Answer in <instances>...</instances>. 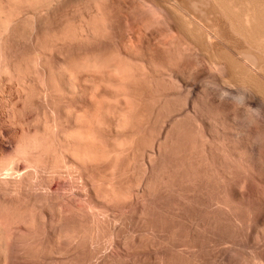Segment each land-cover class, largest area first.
<instances>
[{
    "label": "bare ground",
    "instance_id": "1",
    "mask_svg": "<svg viewBox=\"0 0 264 264\" xmlns=\"http://www.w3.org/2000/svg\"><path fill=\"white\" fill-rule=\"evenodd\" d=\"M115 1H111V0H0V42L2 40H4L3 39L4 36H5V38H7L6 34L9 31H12V29H13L12 32H14V28L17 25H19L18 26V28H19L20 24H24V26L25 25L28 26L30 23L31 25L32 24L34 25V26L32 25L33 26L32 28H34L35 25L39 24L40 21L42 22L43 19L48 18V17L51 18L52 16H55V14L57 16L58 12L62 11L63 14H62V12L60 14L64 15V13H65V15L62 16L59 20H57L59 22L57 23V21H56L57 24L55 23V25L57 26L61 20L62 23H60V25L61 24L65 25V23H66L67 27L66 26L64 27L61 25L62 27H57L56 29H55L56 26H53L54 28L53 27L52 28L54 29V31L51 29L52 30L51 33L53 32L52 34L55 35V37L54 36H52V37L55 38L54 40H55L57 45H59L61 43H62L61 45H65V43H66V46L68 44H71V47H72V44H74V43L79 44L81 42L82 43L88 42L89 44L91 42H97V43L101 42V45H103V42H113L114 41L115 43H117L118 47L115 48L116 51L114 49L116 59L118 58L117 54L119 53L118 54L119 58L120 57L122 58L121 62H123V60H124L127 63L129 62L130 63L129 65H127V63L125 64V62H123V65H122L118 59L120 66H118V67L114 66L115 68L110 67L109 64H112V63L115 64V62H117V60L112 61L115 58V55L113 54L114 51L112 50L110 52H107L108 48L104 49V51L107 50L104 52L105 54L103 53V51L99 52V53L94 52L96 54L95 55L93 54L94 56H96L93 58H94L95 62L97 63L96 64L95 62H93V63H95L93 65L98 66V67L96 66L98 68V70L95 66L94 67L96 68L97 71L95 69L94 70L96 73L97 72L99 73V75L96 74V77H97L96 81H95L96 85L93 86V87H95V90H94L95 91V93H94L95 97L94 98L96 99V102H97V103L96 102L95 103L98 106V108L96 107L97 111H96V109H95V111L98 113H96V117H94L96 119H93L94 122L92 120H89V121H92L93 123H95V125L92 122H90L91 124H89V121L87 120L88 118L84 119L82 117L83 120L88 121V124L90 125V127H89V125L86 127L91 129V130L94 126H100L101 127L103 124H105V123H103L104 121L105 122L106 121L111 122V124L109 123L111 128H112V126L115 125V124H113L114 119H113V121H111L112 120L111 118H110L111 120H107L110 117V115L107 113V111H109V110H104L105 107H107L106 105H108L109 101H110V100H108V102H107V97H108L107 96L108 95V89L107 88H110L109 86L114 87L115 84L120 83L121 90H123V89L125 90L123 92H125V95L127 96L126 98L128 99V100L125 99V101H128V102H126V104L129 103V105L131 104V106L134 107V108H129L130 112L133 110L135 112L134 114L132 113L133 115H131L132 121H134V125L137 124L136 123L137 118H136L135 114L138 113V110H136L137 111L136 112L135 108L136 109L141 108L140 111L142 110L143 114L145 111L146 116H144V115L140 116L139 115L140 118H138V119H141V117H142V120H144V122H146V123H143V122L142 123L145 124V126L147 124L148 126L151 125V127H152V125L159 123L158 121H161L160 119H162L161 113L163 111V107H164V105L167 106L166 104L168 103L170 98L173 97L174 95H177V93L181 92L180 90L183 91L184 85H187V87H188V84L190 83V81H192V80L195 81V79L197 77H199V75H200V69L202 68L203 64L207 63V64H209V67L212 70V73L213 74H215V73L222 74L223 75L222 77L225 78L223 80H226L225 82L228 83V86H229L228 88H226V86H227V84H226L225 89H223L222 88L223 86H222L221 90H223V91H220V90L218 91V92H221L222 97L219 95L220 98L219 99L216 98L215 96H217L218 93L215 92L216 90L215 91L213 90L215 88L214 85L215 84H216V86H221V85H217V83H216L217 81L213 77L214 80L211 79V81L208 82L210 84L212 83L214 86L212 88V85H209V87L212 88L211 94H209L210 92L208 93V91L205 92V95L209 94L211 96V97L209 96L208 98L211 100L210 102L213 101L217 110L222 112V114L224 113L226 118H228L227 119L228 121L226 122V123H228V126H226V127L224 126L223 128L221 127V129H223V133H224V136H223L224 145H223V147L221 146L222 147L221 151L219 150V148L217 149L214 147V144L212 143L214 136H213L212 131L210 129V123L202 115V113L199 109L200 108L199 104H201L203 101V97H200V95L202 93L194 95L193 93H195V92H193L191 90V89H193V87L189 86L192 88H189L187 90H191V92L189 91L187 93V91H186L185 96L187 99L184 98V99H186V102L184 103L182 101V103H181V104L184 103L185 105H187L188 108L185 106V108H187L185 110V112L184 113L180 112L183 109H185V108H182V110L179 111L180 114H177L174 117L173 116L171 117V115H170V118L168 119V121H164V123L166 125H162V128H161L162 129L161 131H164L163 129H165V136L163 134L161 139H159L160 138L159 136H158L159 138L156 136L158 139L154 138V136H150V137L154 138L153 140L151 139L154 142H151V143H153L152 145L150 144V146H151L150 151H147V150L144 151V152H147L145 154L146 156L145 157L143 156L144 158H146L145 159L146 161L144 160L145 161L144 163L146 164L145 165V167H146L145 171H146L147 177H145L143 180L141 179L142 183H143L141 185H143V187H142V192H141L142 194H140V195H143V197L141 196L143 198V200H142L143 202L141 201L142 204H140L139 207L136 206L137 210H135L136 212L138 211V213H139V217H138L139 221L133 225L135 228L132 226L133 229L135 230V231L134 230L133 231L138 232L136 234L138 236H136L135 234L132 235L133 234L132 233V234H130V236L132 238L131 239L129 236L124 237V234H123V236H121V238H120L121 241L118 240L119 239L118 237H120L122 232L125 231L123 229L126 228V223L124 222L125 219L123 220L124 217L121 213L120 214L122 216H117L116 214L112 215V212L114 211V207H112L111 204L109 206L108 205L109 203H107V206L106 205L101 206V205H97V204H92L93 203L92 202L89 205L84 204L85 206H82V205L78 206L79 204L78 205L61 204L58 207L57 206L56 207L55 206L54 207L53 206H47L46 204L45 205L36 204V205H38V206H36L34 204L31 207H29L30 208V211H29L30 214H28L29 216L27 215L26 218H20V217L15 216L16 218H19V219L15 218L14 220H9V217L7 218V216H5V218H4V215L2 216V214H0V225H2L5 230H2L1 228L0 229H1V231L6 232V235H8V236H6V238H5V235H3L4 237H2V238H4V240L7 239V241H5L6 243L4 245L5 246L4 250H6V252L4 250L0 251V264H139V263L141 264L142 262H145L144 257H146V260H147V258H149V260L151 261L149 263H153V264L159 263L160 264L164 261L165 256L167 259V254H169V253H171L172 257H174L175 259H181V261L180 260L178 261V264H182L183 262H186V261L188 262V260H190L189 258L194 259L195 257H197V253L199 251L197 248H199V245L197 246V243H194L197 240V237L202 238L203 236H200V235H203V234L205 235V233H208V236L210 234V237L214 236V234L215 235L217 234L216 228L218 227V224L219 225L224 224V226L226 225V228H227L228 225L232 224L231 223L232 219H236V218L232 217V214L230 215V213H228L229 211L227 212L226 209H223L224 205H223V207L220 205L221 202L224 203V201H221L222 199H220V203H219L218 202L219 198L217 199V197H215L216 199L215 198L212 199L210 196L211 193L209 192V190L210 191L216 190V189H214L216 187L219 190L222 189V186L224 188L225 184H227V182H228V184H230L229 183L231 181L230 179L235 178V177H232L234 174V173L232 174L233 171L225 172L226 169L224 168L225 171L222 173H218V174L215 173L216 175H211V172H209L210 173V175H209L208 172L206 173L205 171H202V172L199 171V173H197V171H196V173H194V172H191L190 170H188V167L183 168V169L181 167L182 166L186 167V164H187V166H190L189 160L192 159V162H194L193 161L194 155L196 157L200 158V162L209 163L212 165L216 162H221V164H222V162L224 161L226 163L225 158L227 156V158L229 157L227 159L228 160L227 163H228L229 167L235 171H236V167L239 164L248 165L252 169L251 175L240 178L235 184L232 183L233 184V187H232L233 192L232 193H233L234 197L238 198L241 201L242 200L244 201V199L246 198L247 195L249 197V196H252L254 194L255 189L253 190V186H254L255 175L256 176L261 175V177L264 176V140H262V138L264 137V0H134V2L132 3V6L130 5V6H128L129 8L127 7L129 9V14L131 15V12H132V14L134 15L132 17V19L133 18L135 19V23H133L134 24L133 26H129L130 24H127L128 23L127 20H129L128 16H127V19L126 18L124 19V22L126 21V24L124 26L118 25L121 22V21H119V19H122V18H120V14L122 13L124 16V14L126 12H128L127 11L128 9L125 7H122V5H121L124 2V0H121L122 3L119 2L120 4H118V5H117V3H115ZM125 2H126V0H125ZM127 4L128 3L126 2V4H124V5H127ZM115 5L117 7L119 5H121V6H119L120 9L125 8L124 10H126V11L122 12L123 9L119 11V7L116 11V8L114 7ZM116 12H118V13H116ZM118 15H119V17H118ZM54 20H55V17H54ZM27 23H28V25H27ZM68 23L72 24L69 29H68V26H69ZM122 23H120V24H122ZM76 24H77V26H76ZM74 25H75V27H74ZM24 26H22V27H24ZM25 27H24V29H25ZM161 29H163L165 32ZM32 31H33V29H32ZM159 32H161V33L164 32L163 37L162 36L159 37V35H158ZM19 33H21V31ZM22 33H23V30H22ZM161 33H160V35H162ZM24 34H22V35L24 36ZM26 34L28 35V33H26ZM48 34H50V33H48ZM52 34H50V35H52ZM48 39H49V37H48ZM134 39L137 41V44L139 43L140 52L142 53V55L144 53V55L147 54V56H148L147 65L146 66L144 65V67L142 65V68H139L140 66L137 67V65L135 67L136 62H134L135 64L133 62H130L131 59L134 58L131 54V52L133 50L131 51V49H130L132 47V43L134 44ZM36 40H38V39H36ZM43 40H44V37H43ZM54 40H52V43L55 46L56 44H55V42H53ZM44 41H46V39ZM3 44H4V41H3ZM104 44H107V43H104ZM37 45H39V43ZM48 45L50 46L49 43H48ZM154 46L161 47V48H159V51H160V49L163 48L162 49L163 51L161 50L162 53L158 54L159 51H154L152 48ZM40 47H39V49H40ZM134 47H135V44H134L133 48ZM45 48L46 47H44L42 49H45ZM111 48H114V47H111ZM117 48L119 49L118 51H117ZM56 50H58V48ZM101 50H103V49L101 48ZM69 51H71V50H69ZM156 52H157V54H156ZM38 53L36 55H38ZM51 54H53V53H51ZM79 54L80 53H78L77 55H79ZM133 55H135V54H133ZM58 56H59V54H58ZM90 56H91V58H90ZM90 56L87 55L85 57H89L90 60L93 61L92 60L93 59L92 58V52H91ZM147 56L145 57V59L147 58ZM29 58H28V60H29ZM32 59H34V58H32ZM19 60H21V59H19ZM87 60H88V58H87ZM28 62H31V59ZM28 62H24V64L28 63ZM88 62H89V60H88ZM70 63H71V61H70ZM132 63L134 64L133 66L131 65ZM87 64L89 65V63H87ZM87 64L85 63V65H87ZM90 64H91V62H90ZM31 65H33V64H31ZM36 65H38V64L36 63ZM29 66H27L26 68L24 67L25 68L24 70H27V68ZM77 66H79V65H77ZM133 67H135V69ZM32 68L30 70H32ZM79 68H81V67H79ZM92 68H93V66H92ZM36 69H37V66H36ZM89 70H87V72ZM49 71H50V69H49ZM49 71H48V73H49ZM53 71H51V72H53ZM78 71H81V70H78ZM7 72H9V71H7ZM63 72H64V70H63ZM30 73H31V71H30ZM68 73H70V72L68 71ZM71 74H75V71ZM76 75H77V73H76ZM165 76H166V78L168 77V79L170 78L171 80L174 77V79L171 81L172 82L171 84H173L172 86H169L168 84H167L168 85L167 86L165 83L161 82V81H164ZM74 77H75V75L73 76V78ZM83 79H84V77H83ZM51 80H52V78H51ZM60 80H62V79H60ZM146 80H148V81H146ZM154 80L156 81L157 84L154 82ZM197 80L198 79H196V81ZM43 81L44 80H42V82ZM75 82H76V80H75ZM159 82H161V84H163V85L162 86L158 85ZM43 83H45V81ZM154 83L156 85L155 87H153ZM193 84H195V83H193ZM196 84H197V82H196ZM200 84H203V83H200ZM205 86L208 87V84ZM113 87H111V88H113ZM115 87H117V86L115 85ZM234 87L235 88L238 87V88L235 89V91L231 90V88H234ZM105 88L107 89V91L105 90ZM118 88H119V86H118ZM201 88H203V86ZM218 89H220V88L217 87V90ZM113 90H115V89H113ZM173 90H178V92H173ZM200 90H202V92H204L203 89H200ZM110 91L111 90H109V92ZM156 91L159 92L161 94V96H164L165 98L162 97L163 99H161L160 95H159V97H157ZM170 91H172V92L169 93ZM116 92H117V90H116ZM198 93H200V92L198 91ZM229 93L233 96L232 100L236 102V103H234L235 106L232 105L233 102L231 100H229V97L226 95ZM230 94H229V96H231ZM223 95H225V96H223ZM178 96H179V94H178ZM178 96H176V97H178ZM219 96H217V97H219ZM94 98H93V100L95 101ZM230 98H232V97H230ZM105 99H106V101L104 102ZM228 100L231 102L229 103ZM237 103H238V106L236 107ZM112 104H114V103H112ZM118 104H120V103H118ZM239 104H241L243 107ZM129 105H128V107H129ZM116 107H117V105H116ZM172 107L176 108V106H172ZM169 108H167V109H169ZM171 109L172 108L169 109L170 114H172L174 111L173 109L172 110ZM253 109H255V110H253ZM177 110L178 109L176 108V111ZM251 111L253 112L254 116H253V114L250 115L249 112H251ZM110 112H111V110H110ZM105 113H107L109 115V117ZM93 114H92V116H93ZM104 114L107 115L108 118L105 119ZM112 114H114V112ZM173 115H174V113H173ZM260 115L263 117V119H260L261 118V117H259ZM80 116H81V114H80ZM122 116L123 115H121V117ZM85 117H87V115H85ZM143 117H145V118H143ZM128 118H130V117H128ZM131 118L129 120H131ZM189 118H190L189 121H193L194 125L196 126V129L193 130V128H195V127L191 126L192 127V133L188 132V134H187L185 131H184L185 133H181L180 131H182L184 129L186 130L187 126L190 127L189 125L186 124L188 122ZM255 118L259 119L258 124L260 123V120H262L263 127L261 126L262 124H260L259 127L257 126L258 124H255ZM115 119H117V118H115ZM142 120H140V121H142ZM79 121H80V119H79ZM132 121H130V122H132ZM122 122H123V120H122ZM118 123H117V125H118ZM139 123L140 122H138V126H140ZM190 123L193 125L192 122H190ZM100 124H102V125H100ZM188 124H189V122H188ZM125 125H126V123H124V126ZM83 128H82V130H83ZM115 129L117 130L116 127H115ZM87 130L88 129H85L84 133L80 132V134H81L80 137L82 136L84 138V139L82 138L83 141L87 139L86 140L87 142L89 141L92 143V140L90 137V136H92V135H90L92 133H90V131L89 130L87 131ZM140 131L142 132V130H140ZM144 132H145V130H144ZM77 135H79V134H77ZM77 135H76V137H77ZM135 136L136 135H132L131 138H128V140L130 139L128 141V143L130 144V147L134 143L135 144L133 146H135V148L138 146V144L136 146L135 138H137V137H135ZM94 137H95V135H94ZM145 137L147 138V136H145ZM140 138H141V136H140ZM94 139L95 138H93V140ZM144 141H145V139H144ZM100 143H101V141H100ZM146 143L144 145H146ZM68 144H71V143L68 142ZM79 144L80 143H78V145ZM129 144H127V145H129ZM140 145H141V143H140ZM68 146L66 147L67 150L72 151L71 149H69ZM87 146H89V144ZM91 146H93V144ZM166 146H170V148L174 151L180 150V152L183 155V156L179 157L178 156L179 154L177 153L178 164H179V162L181 163L182 166L180 168L182 169V171L179 173L178 171L181 169H178V171L175 170L176 173H175V175H174V173L172 174L173 177L168 176V173H166L167 174L166 177L168 176V178L169 177L174 178L177 175L175 177V179L177 177H178V179L179 178L181 179V180L179 179L180 181L177 180L178 184L177 183L175 184L178 186V188L176 187L177 188L176 192L178 193V202H176L177 204L173 203L174 205H171V204H169V202H166L167 197L168 196L170 197L169 194L170 193L173 194L174 188L172 190V188L170 189V188L166 187V185H164L163 187L160 186L161 189H160V193H159V195L161 196L162 202H159L158 204H156L153 201L154 204H152L151 197L154 194L153 193L154 187L152 185L153 181L151 179V175L153 172H155L154 170L157 166H160L161 164H162V167L164 166V164H163L164 154L166 152H169V151H167L168 149L166 150V148H167ZM118 147H120V146H118ZM126 148H127V146H126ZM20 149L22 150V146ZM78 149L79 148H77L75 150L73 149L74 151H72V155H75L76 152L80 153L81 149H79V150ZM90 149L91 150H88V148H87V151L90 152L88 154H87V152L84 151L85 149L83 150L84 155L81 153L83 155V157H81L82 155H79L80 157L77 156L78 153H76L75 156L79 157V159L77 158L79 160L78 162L81 161L82 162L81 164H83L84 161H88V164H91V162L89 163V161H93V163H94V161L98 160V158L100 159V157L105 156V155L100 156L99 152H97V150H96L97 148L96 149L94 148V149L98 154L94 152V149H92V148H90ZM128 149H130V148H128ZM144 149H146V148L144 147ZM18 150H19V148H18ZM117 150H119V149H117ZM99 151H101V150H99ZM177 152H179V151H177ZM67 153L70 154V152H68V151H67ZM223 153L226 155L225 158H224ZM109 154H110V152H109ZM114 155H116V154H114ZM173 155L174 154L172 153V156ZM137 157H139V156H137ZM113 158H115V157H113ZM104 160H105V157H104ZM112 160H114V159H112ZM100 161H101V159H100ZM174 162H176V161H174ZM174 162H171V163L174 164ZM216 164H214L213 166H215ZM170 168H169V170H170ZM191 168H193V167H191ZM237 168H239V167H237ZM231 169L228 168V171H230ZM165 170H164V173H165ZM169 170L167 168L166 171L170 172ZM195 170H197V169H195ZM118 172H120V171H118ZM236 172H238V171H236ZM69 173H70V171H69ZM158 174H159V172H158ZM170 174L171 173H169V175ZM144 175H145V173H144ZM237 176H239V175H237ZM157 179H158V176H157ZM164 179H165V176H164ZM236 179H238V178H236ZM263 180H264V178H263ZM112 181H114V180H112ZM115 181L118 183L117 180H115ZM165 182H167V181H165ZM154 183H155V181H154ZM168 183H166V184L168 185ZM114 184H116V183H114ZM161 184H165V183H161ZM222 184H224V185H222ZM106 185H109V184L107 183ZM111 185H113V182ZM214 185H216V187H214ZM114 186H116V185H114ZM114 186H112V191L114 190L113 189ZM151 186L153 187V190H152ZM170 187H171V185H170ZM109 189H111V188H109ZM118 189L116 191H118ZM227 189H229V188H227ZM116 191L114 190L115 193H116ZM109 192L108 193L106 192V193L108 195H110L111 193L109 194ZM117 193H119V192H117ZM123 193H124V191H123ZM123 193H121V194H123ZM116 194H115V196L112 194L111 195L116 197L117 196ZM223 195H226V193ZM255 195H257V194L255 193ZM230 196H231V193H230ZM258 196H259V194H258ZM212 197H214V196H212ZM113 198H112V200H113ZM103 199H105V198H103ZM123 199H125V198L123 197ZM173 199H174V197H173ZM214 199L217 200L215 203V206H213V205L210 206L208 203L210 202V200H214ZM230 201H231V199H230ZM106 202H110V201H106ZM115 202H117V201H115ZM227 202H229V201H227ZM224 204H226V202ZM229 205L230 204H228V206ZM119 206H120V204H119ZM228 206L226 208H229ZM134 207H135V205H134ZM194 208H195V210H194ZM6 209H7V207H6ZM27 209H28V207H27ZM125 209H126V207H125ZM222 209H223V211H222ZM224 210H226V211H224ZM231 210H232V208H231ZM127 212H125V213H127ZM14 213H17V210ZM14 213L11 216H13ZM21 213H22V211H21ZM113 213H115V212H113ZM8 214H10V212ZM154 214L158 215L157 218L153 217L151 219V216ZM194 214L196 215V217L194 216ZM78 215H80L81 220H82V218H85L82 220L83 221L82 224H84V221H85V225H87V226H85L86 228H83L80 230L78 229V228H80L78 226L77 227L75 226L76 228L75 227L71 228L72 226L69 228L68 226L71 225V224H69V225L67 224L69 221L70 222L75 221L76 223L77 222L81 223ZM110 215H111V217H109ZM262 215L263 216H261L259 218V223H258L259 226L261 227V229L257 230V231H259L258 233L255 230L256 235H257V236H255V238H256L255 240H257V242H259L260 240L262 241V239H264V214H262ZM206 218H208V219L206 220ZM11 219H13V218H11ZM76 220H78V221H76ZM66 221H68V222L66 223ZM80 223H77V225H79ZM82 224L80 226H82ZM124 224H125V228H124ZM216 225H217V227H216ZM234 225L235 224H233V226ZM259 226H257V227H259ZM127 228L132 229L131 226H127ZM136 229H137V231H136ZM201 229H203V230H201ZM221 229H222V227H221ZM257 229H259V228H257ZM104 230L105 231L108 230L109 232H111L114 235L112 238L115 239L117 242L119 241L118 245H121V246H118V248L123 247L122 251H121V249H119L120 254L115 255L117 253H114V254H112V256L109 255L112 251L110 249H107V247L108 248H110V247L108 246V244L106 245L103 242L104 241L103 240L104 232H105ZM201 231H205V232H203V234H201ZM112 234H111V236H112ZM44 235H46L47 240L45 239ZM127 235H129V234L127 233ZM182 236H184L185 238L187 237V239L189 238L190 239V240H188L189 242L185 241L188 243L183 242L184 243L183 244L181 240H183L184 237L182 239ZM133 237H134V239H133ZM179 237H181L180 241H178ZM128 238H130V239H128ZM200 238H198V239H200ZM215 238H216V236H215ZM0 239H1V237H0ZM184 240H186V239H184ZM180 242H181V244H180ZM103 244H104V246H103ZM112 245H110V246H112ZM212 245H214V244H212ZM125 246H127V247H125ZM216 246H218V245H216ZM221 246L222 245H220V247ZM103 248L108 250L109 253H107V255H104V253L106 254V250H104ZM229 248L231 249V247H229ZM123 249H124V251H123ZM196 249L198 250L197 253H196ZM102 251H104L103 255H102ZM177 254H179V255L177 256ZM226 256H228L227 257L228 259L226 258L228 260V262H227L228 264H245L244 261L242 262V260H239L236 256H232L231 253L226 255ZM177 257H180V258H177ZM181 257H183V258L185 257L186 260L181 258ZM168 259H169V256H168ZM263 259H264V256H263V258L257 257V260L253 261L252 264H260V263L263 264L264 263ZM166 261H168V260H165V262ZM172 261H174V260L172 259ZM172 261H171V264H172ZM193 261H194V264H198L202 261V258H200V257H199V259L195 258ZM169 262H170V260H169ZM176 262H177V260H176ZM223 262H225V261H223ZM249 262H248V264H249ZM166 263H164V264H166ZM190 263L193 264L191 260H190ZM167 264H169V263H167ZM184 264H186V263H184ZM217 264H220V263H217Z\"/></svg>",
    "mask_w": 264,
    "mask_h": 264
},
{
    "label": "rangeland",
    "instance_id": "2",
    "mask_svg": "<svg viewBox=\"0 0 264 264\" xmlns=\"http://www.w3.org/2000/svg\"><path fill=\"white\" fill-rule=\"evenodd\" d=\"M111 1H115V0H111ZM119 2H121V0L115 1V3H117V5L120 4ZM126 2L128 4L124 5V4H126ZM126 2H125V0L123 3L121 2L122 7L127 8L130 5L132 6V3L134 2V0H130V1L126 0ZM121 5H119V6H121ZM114 7L116 8V11H117L118 7L116 5ZM125 8H122V9L124 10ZM122 9H120V7H119V11ZM123 10H122V12L126 11V10H124V11ZM127 11L128 12H126L124 14V16L121 12H120L121 14L119 13L120 18H122V19H119V18L118 19H119V21H121L120 23H122V22L123 23L122 24L119 23L118 25L124 26L126 24V21L124 22V19L125 18L127 19V16L129 18V20H127L128 21L127 24H130L129 26L134 25L133 23H135V19L134 18L132 19V17L134 15L132 14V12H131V15L129 14V9ZM61 12H58L57 16L55 14V16H52L51 18L48 17V18L43 19L44 21L43 20H42V22L40 21L42 24L39 22V24L35 25L34 28H32L34 25L32 24L33 25L32 26L30 23H29V25L31 27L28 25V23H27L28 26L25 25L26 27L24 26V24H20L21 28L20 27L18 28L19 25H17L14 28V32H12L13 29H12V31H9L6 34L7 38H5V36H4V38H3L4 40H2L0 42V48H1L0 49V56H1L0 57V60H1L0 61V214H2V216L4 215V218H5V216H7V218L9 217V220H14L16 218L15 216L20 217V218H26L27 215L30 214L29 213V211H30L29 207H31L34 204L35 205L36 204H39V205H45L46 204L47 206H53V207L57 206L58 207L61 204H71V205H78L79 204L78 206H80V205L85 206V205L91 204L92 202H93L92 204H97V205H101V206L106 205L107 206V203H109L108 204L109 206L111 204V206L114 207L113 212H115V213L112 212V215L113 214H116L117 216L123 215V217H124L123 220L125 219L124 222L126 223V228H125V224H124L125 229H123L125 231H123L124 233L122 232L120 237H118L119 238L118 240H120V238H121V236H123V234H124V237L129 236L131 238L130 234L133 233L132 235H134V234L136 235L138 233V232H134L135 230L133 229V227H134L133 225L139 221L138 220L139 213H138V211L136 212L135 210H137L136 206L139 207L140 204H142V202H143L142 201L143 195H140V194H142L141 192H142V187H143V185H141V184H143L142 180L145 177H147L146 171H145L146 170V167H145L146 164L144 163L146 161L145 160L146 158H144V157L146 156L145 154L147 152H144V151H146V150L150 151V149H151L150 144L151 145L153 144L151 142H154V141H152L154 138H157L159 136L160 138L159 137L158 138L161 139L163 134L165 136V129H163L164 131H161L162 130L161 128H162V125H166L164 123V121H168V119L170 118V115H171V117L172 116L174 117L177 114H180V112H182V113L185 112V110L188 108L187 105L184 104L186 102V99H187L185 96L186 91L188 93L189 91L191 92V90L193 92H195V93H193L194 95L202 93L200 95V97H203L204 102L202 101V103L199 104V107H200L199 109H200L202 115L210 123V129H211L212 134L214 136L213 140H212L214 147L217 149L219 148V150L221 151V149L224 145V141H223L224 133H223V129H221V127L223 128L224 126L225 127L228 126V123H226L228 121L227 120L228 118H226L224 113L222 114V112L217 110L213 101L210 102L211 100L208 97L210 96L209 94H211L212 88L214 86H215V88L213 90L214 91L216 90L215 92L218 93L217 96L220 95L221 97H222L221 92H218V91L219 90L223 91L221 89L222 88L225 89L226 84H227L226 88H228L229 86H228V83L225 82L226 80H223L225 78L222 77L223 76L222 74H220V73L213 74L212 70L209 67V64H207V63L203 64L202 68L200 69V75H199V77L196 78L198 80L196 81V79H195L197 84L194 80H192L188 84V87H187V85H184L183 91L180 90L181 92H179V93H177V95H174L173 97H171L170 100L168 101V103L166 104L167 106L164 105V107H163V111L161 113L162 119H160L161 121H158L159 123L154 124L151 127V125L148 126L146 124V126H145V124H143L146 122H144V120H142V117H141V119H138V118H140L141 115L146 116L145 111H144V114H143L142 110H141L142 112L140 111L141 108L140 109L135 108V111L138 110V113L135 114L136 118H137V122H136L137 124L134 125V121H132L131 115H133L135 112H134V110L131 112L129 110V108H134V107L131 106V104L129 105V103H127L129 105V107H128V105L126 104V102H128V101H125V99H127L126 98L127 96L125 95V92H123L125 90L124 89L121 90L120 83H117V84H115L117 87H115V85H114V87L109 86L110 88H107L108 89V95H107L108 97L106 96L107 102H108V100H110V101H109V104L106 105L107 107H105V109H104V110H109V111H107V113L110 115V117L107 113H105L109 117V119H107V120L112 119L111 121H113V119H114L113 124H115V125L112 126V128H111L109 125V123L111 124V122H109V121L105 122L104 121L103 123H105V124H103V125L100 124V125H102L101 127L100 126H94L93 127L92 125L93 124L95 125V123H93L94 122L93 119H96L94 117H96V113H98V112H96L98 106L96 104L97 103L96 99L94 98L95 97L94 96L95 87H93V86L96 85V83H95L96 78H97L96 74L99 75L98 72L97 73L95 72V70L98 66L96 65L97 66L96 67L95 65H93L96 63L93 57H96L94 55L96 53H99L102 51H103V53L107 50H108L107 52H110L112 50L114 51V49L116 47H118L117 46L118 44L113 41L114 43L113 42H103L104 46L101 45V42H98L99 44L97 42H91L90 44L88 42L87 43L81 42L79 44L74 43V44H72V47H71V44H68L67 45L68 47H67L66 43H65V45H61L62 43L59 44L60 46L57 45L55 40H54L55 38L52 37V36L55 37V35L52 34L53 32L51 33V31L52 30L54 31L53 26H56L55 25L56 21L65 15V13H64V15H62L63 12H62V14H60ZM118 12H116V13H118ZM54 17H55V20H54ZM118 17H119V15H118ZM58 22L59 21H57V23ZM60 23H62L61 20H60ZM60 23L55 27V29L57 27H62V26L65 27L66 26V23H65V25L61 24L62 26L60 25ZM68 24H69V26H68V29H69L72 24H70V23H68ZM21 25L24 26L25 29ZM76 26H77V24H76ZM74 27H75V25H74ZM31 28L33 29L34 32L32 31ZM163 29H161V30H163ZM22 30H23V33H22ZM20 31H21V33H19ZM164 32H162V33L159 32V34H158L159 37H161V36L163 37ZM24 33L25 34L28 33V35L27 34L25 35ZM48 33H50L52 35H50ZM160 33L162 35H160ZM22 34H24V36ZM43 37H44V40L46 39V41L43 40ZM48 37L50 40L48 39ZM36 39H38V40H36ZM52 40H54L53 42H55V44L58 47L56 45H55L56 47L54 46V44L52 43ZM3 41H4V44H3ZM38 43H39V45H37ZM48 43L50 44V46L48 45ZM104 43H107V44L109 43L111 46L109 44H108L109 45L108 46L107 44H104ZM134 44H135V47L133 48ZM134 44L132 43V47L130 48L131 51L132 50L134 51V52L133 51L131 52V54L134 58L131 59L130 62H133V63L136 62V64L134 63L135 67L137 65V67L140 66L139 68H142V65H143V67H144V65L145 66L147 65L148 56H147V54L144 55V53L142 55V53L140 52V45H139V43L137 44V41L135 39H134ZM39 47H40V49H39ZM44 47H46V48L42 49ZM111 47H114V48H111ZM154 47H152L154 51H159V48H161L159 46H154ZM57 48H58V50H56ZM101 48L103 50H101ZM105 48L106 49L108 48V49L104 51ZM162 49H160L158 54L162 53V51H163ZM69 50H71V51H69ZM118 50L119 49L117 48V51ZM115 51H116V49H115ZM115 51L113 52L114 55H115ZM91 52H92V58H93L92 60L93 61L90 60ZM94 52H96V53H94ZM37 53H38V55H36ZM51 53H53V54H51ZM78 53H80V54L77 55ZM58 54L60 57L58 56ZM86 54L89 55L90 58L85 57V56H87ZM118 54H117L118 58L116 59V55H115V58L112 61L117 60V62H118V59H119V62L123 65V62H125V61L123 60V62H121L122 58L121 57L119 58ZM133 54H135V55H133ZM156 54H157V52H156ZM3 55L4 56L6 55V56L4 57ZM146 56H147V58L145 59ZM28 58H29V60H28ZM32 58H34V59H32ZM87 58H88L89 62H88ZM19 59H21V60H19ZM30 59H31V62H28V61H30ZM70 61H71V63H70ZM24 62H28V63L24 64ZM90 62H91V64H90ZM93 62H95V63H93ZM117 62H115V64H113V63L109 64L110 67L115 68L114 66H116V67L120 66V63L119 62L117 63ZM36 63L38 65H36ZM85 63L86 64L89 63V65L88 64L85 65ZM126 63L127 62H125V64ZM133 63L131 64L132 66L134 65ZM31 64H33V65H31ZM129 64L130 63L128 62L127 65H129ZM77 65H79V66H77ZM27 66H29L27 68L28 71L24 70ZM31 66L32 67L34 66V67L32 68ZM36 66H37V69H36ZM92 66H93V68H92ZM30 67L32 68V70H30L31 69ZM79 67H81V68H79ZM135 67H133V68L135 69ZM49 69H50V71H49ZM47 70L49 71V73ZM63 70H64V72H63ZM78 70H81V71H78ZM87 70H89V71L87 72ZM97 70H98V68H97ZM7 71H9V72H7ZM30 71H31V73H30ZM51 71H53V72H51ZM68 71L70 73H68ZM74 71H75V74H71ZM76 73H77V75H76ZM74 75H75V77H74L75 79L73 78ZM50 77L52 78V80ZM83 77H84V79H83ZM213 77L217 81L216 82L217 85H221V86H216L215 83H214L215 85L213 86L212 83L211 84L208 83L211 81V79L214 80ZM60 79H62V80H60ZM169 79H168V77L166 78V76H165V79H164L165 82L164 81H161V82L165 83L166 85L168 84L169 86H172L173 84H171L172 83L171 81L174 79V77L172 78V80L171 79L169 80ZM42 80H44L45 83H43L44 81L42 82ZM75 80H76V82H75ZM146 81H148V80H146ZM154 82L156 83L155 80H154ZM161 82H159L158 85L162 86L163 84H161ZM155 83H154L153 87L156 86ZM193 83H195V84H193ZM200 83H203V84H200ZM207 84H208V87L205 86ZM201 85L203 86V88H201L202 87ZM209 85H212V88L209 87ZM118 86L120 89L118 88ZM189 86H192L193 89L187 90L189 88H192ZM111 87H113V88H111ZM217 87H219L220 89L217 90ZM199 88L203 89L204 92H202V90H200ZM237 88L238 87H236V88L234 87V88H231V90L235 91V89H237ZM107 89L105 88L106 91H107ZM113 89H115V90H113ZM109 90H111V91L109 92ZM116 90H117V92H116ZM198 91L200 93H198ZM207 91H208V93L209 92L210 93L209 94L207 93L208 95H205V92H207ZM171 92L172 91H170L169 93H171ZM173 92H178V90H173ZM156 93H157L156 94L157 97H159V95L161 96V94L159 92L156 91ZM178 94H179V96H178ZM229 94H226V95L229 97V100H231L233 102L232 105H234V103H236V102L232 100L233 96L231 94H230L231 96H229ZM176 96H178V97H176ZM217 96H215V97L219 99L220 96L219 97H217ZM223 96H225V95H223ZM162 97L165 98L164 96H161V99H163ZM230 97H232V98H230ZM93 98L95 99V101L93 100ZM184 98H186V99H184ZM229 100H228V102L230 103L231 101H229ZM105 101H106V99L104 100V102ZM182 101L184 102L183 103L184 105L181 104ZM112 103H114V104H112ZM118 103H120V104H118ZM115 104L117 105V107ZM239 105H241V104H239ZM172 106H176V108L178 110L176 111V108L172 107ZM185 106L187 108H185ZM237 106H238V103L236 104V107ZM169 107L174 110L173 111L174 115H173V113L170 114V110H169L170 108ZM167 108H169V109H167ZM182 108H185V109H183L184 111L182 110ZM95 109H96V111H95ZM118 109L119 110L121 109L120 110L121 112ZM110 110H111V112H110ZM180 110H182V111H180ZM253 110H255V109H253ZM113 112H114V114H112ZM119 113L123 116L121 117V115ZM249 113H250V115L253 114L252 111ZM80 114H81V116H80ZM92 114H93V116H92ZM85 115H87V117H85ZM107 115H105V119L108 118ZM127 116L130 117L131 120H129L130 118H128ZM253 116H254V114H253ZM82 117L84 119L88 118L87 119L88 121L89 120L93 121V122L89 121V124H91L90 122L93 123L91 125L93 127L92 130L86 127L89 125L88 121L83 120ZM259 117H261L260 119H263V117L261 115ZM115 118H117V119H115ZM143 118H145V117H143ZM79 119H80V121H79ZM122 120H123V122H122ZM140 120H142V121H140ZM189 120H190V118L188 119L189 124H188V122L186 124L189 125L190 127L185 126L187 131L184 129L185 128L184 127L183 128L184 130L180 131L181 133H185V132L187 134H188V132L192 133V127L191 126L195 127V128H193V130L196 129V126L194 125L193 121H189ZM130 121H132V122H130ZM258 121H259V119L255 118V124H258ZM138 122L141 123V124L139 123L140 126H138ZM190 122H192L193 125ZM117 123H118V125H117ZM124 123H126L127 126L126 125L124 126ZM262 123H263L262 120H260V123L257 126L259 127V125ZM261 126L263 127V124ZM89 127H90V125H89ZM115 127L117 128V130L115 129ZM82 128H83V130H82ZM85 129H88L90 131V133H92V134H90V135H92V136H90L92 143L89 141L87 142L86 138H85L86 140H84L85 141L84 142L82 140L83 137L82 136L80 137V135H81L80 132L84 133ZM140 130H142V132ZM144 130H145V132H144ZM134 132L135 133L137 132V133L135 134ZM77 134H79V135H77ZM131 134L136 135L135 137H137V138H135V141H136V146L138 144V146H137L138 148L137 147L135 148V146H133L135 143L131 146L132 148L130 147V144L128 143V141L130 139L128 140V138L132 137ZM76 135H77V137H76ZM94 135H95V137H94ZM139 135L141 136V138ZM145 136H147V138ZM150 136H154V138L150 137ZM93 138H95V139L93 140ZM144 139H145V141H144ZM262 140H264V137L262 138ZM100 141H101V143H100ZM68 142L71 144H68ZM78 143H80L81 145L79 144L80 145L79 146ZM126 143L129 145H127ZM140 143H141V145H140ZM145 143H146V145H144ZM88 144H89V146H87ZM90 144L91 145L93 144V146H91ZM66 145L67 146L69 145L68 147L72 151H74L77 148L81 149L80 153L76 152V153H78L77 156L82 155V154L84 155V153H83L84 149H85L84 151L87 152V154L90 153L89 151H87V148H88V150H91L90 148H92V149L97 148L96 150H97V152H99L100 156L101 155L102 156L105 155V156L100 157L101 161L98 158V160L94 161V163H93V161H89V163L91 162V164H88V161H84V163L81 164L82 163L81 161L78 162L79 161L78 159L80 156L76 157L75 156L76 153H75V155H72V151L67 150ZM21 146H22V150L20 149ZM118 146H120V147H118ZM126 146H127V148H126ZM144 147L146 149H144ZM166 147H167L166 150L168 149L167 151H169V152H166L164 154V157H163L164 166L162 167V164L160 166H157L154 170L155 172H153L151 175V179L153 181L152 185L154 187V190H153V187L152 186L151 187H152L153 193L155 194V195L154 194L152 195L153 198L151 197L152 204H154V203L158 204L159 202H162L161 196L159 195V193H160V189H161L160 186L163 187L164 185H166V187H168L170 189L172 188V190L174 188V190H175V191L173 190V194H171V193L169 194L170 197L169 196L167 197L166 202H169V204H171V205L177 204L176 202H178V193L176 191H177L178 186L175 184L178 181H180L181 179L179 178L180 179L179 180L178 177L175 179V177L177 175L174 178H172L173 177L172 174L174 173V175H175V173H176V171H178V169H181V168L183 169V168L188 167V170H190L191 172H194V173H196V171H197V173H199V171L200 172L205 171L206 173L208 172L209 175H210L209 172H211V175H216L218 173L224 172L225 171L224 168H225L226 169L225 172L233 171L232 174L234 173L232 177H235V178L230 179L231 180L229 182L230 184H228V182H227L228 185L224 183L225 187L223 188V186H222V189H220V190L217 189V187H216L217 184H216V185H214V187H216L214 189H216V190H213V191L209 190V192L211 194L209 192L208 193L210 194L212 199L215 197H217V199L219 198L218 199L219 203H220V199H222L221 201H224V203L226 202V204L221 202L222 204L220 203V205L222 207L224 205L223 209H226L227 212L229 211L228 213H230V215L232 214V217H234L236 219H232V221H231L232 224L228 225L227 228H226V225L224 226V224H220V225L218 224V227L216 225L217 234L216 235L214 234V236L210 237V234L208 236V233H205V235H204L203 232H205V231H201V234H203V235H200V236H203V237L202 238L197 237V240H196L197 242L196 241L194 242V243H197V246L199 245V248H197L199 251L196 249V253H197V251H198V253H197V257H195V258L199 259V257H200V258H202V261H203V262L201 261L202 263L200 262L198 264H215V263L216 264L217 263L228 264L227 263L228 262V260H227L228 256H226V255H228L230 253L232 256H236L239 260H242V262L244 261L245 264H248L249 261H250L249 264H252L253 261L257 260V257L263 258V256H264V239H262V241L258 240L259 242H257V240H255L256 239L255 236H257L256 231L261 229V227L258 224L259 218L261 216H263L262 214H264L263 213L264 212V180H263L264 176L261 177V175H257V176L255 175L254 186H253V190L255 189L254 194L252 196H249L250 198L247 195L246 198L244 199V201L243 200L241 201L238 198L234 197V195L232 193L233 192L232 187H233V184H235L240 178L251 175L252 169L248 165L239 164L237 166L239 168L236 167V171H238V172H236L235 170H233L229 167V165L227 163V161H228L227 159L229 157L227 158V156L223 153L224 158L226 156V158H225L226 163L224 161L222 162V164H221V162H216L217 164L214 163L216 165L213 166L214 164L212 165L209 163L200 162V158H198L194 155L193 156L194 158L192 157L194 159L193 160L194 162H192V159H190L189 160L190 166H187V164H186V167H184L181 165L180 162L178 164V158L177 157L183 156L182 153L180 152V150H177V151H179V152H177L176 150L175 151L172 150L170 148V146H166ZM18 148H19V150H18ZM128 148H130V149H128ZM95 149H94V152L97 153L95 151ZM98 149L101 151H99ZM117 149H119V150H117ZM67 151L70 152V154H68ZM109 152H110V154H109ZM172 153L174 154L173 156H172ZM177 153L179 154L178 156H177ZM114 154H116V155H114ZM83 155L81 157H83ZM137 156H139V157H137ZM104 157H105V160H104ZM113 157H115V158H113ZM112 159H114V160H112ZM174 161H176V162H174ZM171 162H174V164ZM191 167H193V168H191ZM167 168H168V170L170 168V170H169L170 172L166 171ZM228 168L231 170L228 171ZM182 169L179 170L178 172L180 173L182 171ZM195 169H197V170H195ZM164 170H165V173H164ZM69 171H70V173H69ZM118 171H120V172H118ZM158 172H159V174H158ZM144 173H145V175H144ZM166 173H168V176H172V177L171 178L170 177L168 178V176L166 177V175H167ZM169 173H171V174L169 175ZM237 175H239V176H237ZM157 176H158V179H157ZM164 176H165L166 180L164 179ZM236 178H238V179H236ZM112 180H114V181H112ZM115 180H117L118 183ZM154 181H155V183H154ZM165 181H167V182H165ZM112 182H113V185H111ZM107 183L109 185H106ZM114 183H116V184H114ZM161 183H165V184H161ZM166 183H168V185ZM224 184H222V185H224ZM114 185H116V186H114ZM170 185H171V187H170ZM112 186L115 187V188L113 187V189L115 191L119 188L118 191H116V193L117 192L123 193V191H124L125 194L124 193L123 194H121V193L116 194L114 192V190L112 191ZM109 188H111V189H109ZM227 188H229V189H227ZM106 192L107 193L109 192V194L111 193L114 196L116 194L117 196L114 197L111 194L108 195ZM225 193H226V195H223ZM230 193H231L232 197L230 196ZM255 193L257 195H255ZM258 194H259V196H258ZM212 196H214V197H212ZM111 197L112 198L114 197L113 200ZM123 197L125 199H123ZM173 197H174V199H173ZM103 198H105V199H103ZM215 199L210 200V202L208 204L210 206L211 205L215 206V203L217 201ZM230 199H231V201H230ZM106 201H110V202H106ZM115 201H117V202H115ZM153 201H154V203H153ZM227 201H229V202H227ZM119 204H120V206H119ZM228 204H230V205L228 206ZM134 205H135V207H134ZM36 206H38V205H36ZM227 206L230 209L226 208ZM6 207H7V209H6ZM27 207H28V209H27ZM125 207H126V209H125ZM231 208H232V210H231ZM223 209H222V211H223ZM16 210H17V213H14V212H16ZM194 210H195V208H194ZM226 210H224V211H226ZM21 211H22V213H21ZM9 212H10V214H8ZM12 212L14 213L13 216H11L13 214ZM125 212H127V213H125ZM78 216H79L81 223L77 222V223H80L79 225H77V223L75 221H72L73 223L74 222L76 223V224L74 223L75 224L74 225L72 222L66 221V223L68 222L67 223L68 225L71 224L68 226L69 228L71 226H72L71 228L78 226V227H80V228H78L79 230L86 228L85 226H87V225H85V221H84V224H82L83 223L82 220L85 218H82V220H81L80 215H78ZM157 216H158L157 214H154L151 216V219L153 217L157 218ZM194 216L196 217L195 214H194ZM109 217H111V215ZM11 218H13V219H11ZM16 219H19V218H16ZM207 219L208 218H206V220ZM78 220H76V221H78ZM81 224H82V226H80ZM233 224H235L234 225L235 227L233 226ZM127 226H131L132 229H129L130 227L127 228ZM220 226L222 227V229ZM257 226H259V227H257ZM0 228L2 230H5L2 225H0ZM257 228H259V229H257ZM1 229H0V237H1V239H0V251H3L4 247H5L4 245L6 243L5 241H7V239L4 240V238H2V237H4L3 235H5V238H6V236H8V235H6V232L1 231ZM201 230H203V229H201ZM136 231H137V229H136ZM258 232L259 231H257V233ZM110 233L111 232H109L108 230H106L104 232V238H103L104 241L103 242L106 245L108 244V246L110 248L107 247V249H110L112 251V252L110 251L111 253L109 255L112 256V254H114V253H117L115 255H118V254H120L119 249H121V251H122L123 247L118 248V246H121V245H118L119 241L117 242L115 239H113L112 237L114 235L111 233L112 234V236H111ZM127 233L129 235H127ZM136 236H138V235H136ZM215 236H216V238H215ZM44 237L47 240L46 235H44ZM183 237L184 236H182V239H183ZM130 238H128V239H130ZM180 238L181 237L178 238V241H180ZM198 238H200V239H198ZM133 239H134V237H133ZM184 239H186V240H184ZM184 239L181 240L182 243L183 242L188 243L189 242L188 240H190L189 238L187 239V237L186 238L184 237ZM185 241H188V242H185ZM104 244H103V246H104ZM180 244H181V242H180ZM212 244H214V245H212ZM110 245H112V246H110ZM216 245H218V246H216ZM220 245H222V246L220 247ZM125 247H127V246H125ZM229 247H231V249ZM103 249L106 250L105 248H103ZM4 251L6 252V250H4ZM123 251H124V249H123ZM103 253H104V251H102V255H103ZM107 253H109L108 250H106V254L104 253V255H107ZM178 255L179 254H177V256ZM168 256H169V259H168ZM177 258H180V257H177ZM181 258H183V257H181ZM144 259H145L144 261L146 263L142 262L141 264H144V263L145 264H153V263H149V262H151L149 260V258H147V260H146V257H144ZM172 259L175 262L172 261ZM183 259L186 260L185 257ZM189 259L194 264V261H193L194 259L193 258L192 259L189 258ZM165 260H168L166 262L169 264H171V261H172V264H175V263L178 264V261L179 260L181 261V259H175L174 257H172L171 253L167 254V259L165 256V259L162 262L163 264L166 263ZM169 260H170V262H169ZM176 260H177V262H176ZM190 260H188L189 263L187 261L183 262L184 261L183 260L182 264H184V263L191 264ZM223 261H225V262H223ZM162 263H160V264H162Z\"/></svg>",
    "mask_w": 264,
    "mask_h": 264
}]
</instances>
